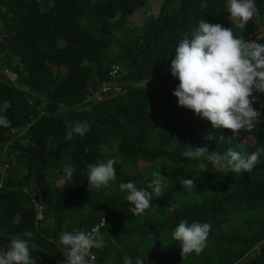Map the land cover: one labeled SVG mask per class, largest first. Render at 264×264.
I'll return each mask as SVG.
<instances>
[{
  "label": "trees",
  "instance_id": "obj_1",
  "mask_svg": "<svg viewBox=\"0 0 264 264\" xmlns=\"http://www.w3.org/2000/svg\"><path fill=\"white\" fill-rule=\"evenodd\" d=\"M254 2V16L240 28L226 0H157L156 15L139 25L128 17L148 0H0V65L17 75L8 80L0 72V104H11V126H0V252L13 238L28 239L27 230L37 264H64L59 233L96 228L106 247L91 250L94 264H123L125 255L144 264H232L241 257L264 264V153L239 174L211 163L200 173L197 161L181 157L184 145L220 153L264 148V95L254 93L253 105L262 122L234 136L178 106L172 93L179 80L170 71L177 43L201 19L264 44V0ZM112 64L119 65L117 89L86 105ZM78 120L91 130L65 140ZM206 132L224 140H206ZM247 135L253 144H242ZM108 159L116 160V180L88 187L87 165ZM138 161L147 164L141 171ZM69 164L72 179H61ZM154 171L166 187L133 215L119 183L144 188ZM193 177L195 188L179 183ZM190 219L211 230L200 254L182 258L172 232Z\"/></svg>",
  "mask_w": 264,
  "mask_h": 264
},
{
  "label": "clouds",
  "instance_id": "obj_2",
  "mask_svg": "<svg viewBox=\"0 0 264 264\" xmlns=\"http://www.w3.org/2000/svg\"><path fill=\"white\" fill-rule=\"evenodd\" d=\"M226 12L232 24L244 28L245 24L254 16V0H226ZM254 33V32H253ZM0 66H3L0 65ZM4 67V66H3ZM8 79H14L10 69ZM119 65L112 64L107 72V78L97 85L100 93L103 90L117 89L115 78ZM170 71L172 77L179 80L173 90L178 106L191 110L196 116L211 123L214 129L232 130L234 136L240 131L251 132L257 124L261 123V111L253 105L259 100V93L264 95V44L256 40H245L242 36L234 35L233 28L223 27L221 24H212L204 19L189 35H184L175 47L174 58L171 59ZM9 80V79H8ZM96 89V90H97ZM101 94L96 91L88 98L94 102L100 100ZM11 107L9 101L0 104V126L10 127L11 121L6 112ZM264 108V101H261ZM87 121L70 123L66 128L65 140L73 139L74 134L83 137L89 132ZM206 140L223 141L224 137H217L214 133L206 132ZM232 138L228 139L230 144ZM243 145L253 144L251 135L242 141ZM88 151V148H85ZM264 148H257L252 153H242L231 147L227 151H209L207 145L193 147L184 145L181 157L197 161L196 167L200 173L207 171V164L230 170L234 173L251 172L260 162V155ZM205 161L207 163H205ZM115 159L97 161L87 165L88 187H108L110 182L116 180L114 165ZM75 171L74 166L66 165L63 168L61 179L71 180ZM166 177L160 171L152 173V180L144 188H138L132 181L120 182L119 190L126 193L125 199L130 203L129 211L133 215H141L151 206L153 195L159 197L166 187ZM183 188H195V177L180 179ZM149 189L151 191H149ZM169 211H174L171 207ZM105 221V220H104ZM181 220L172 232V238L178 241L182 258L192 254H200L206 247L211 225L198 223L195 219ZM106 223V221H105ZM19 236L11 239L7 250L0 252V264H37L32 257L29 240L33 233L25 230ZM58 242L63 247L64 264H94L91 250L106 247L103 235L98 229L91 231H63L58 235ZM115 243V240L112 241ZM255 245L250 251H255ZM123 264H144V260L137 256L133 258L125 255ZM232 264H245L242 257Z\"/></svg>",
  "mask_w": 264,
  "mask_h": 264
},
{
  "label": "rangeland",
  "instance_id": "obj_3",
  "mask_svg": "<svg viewBox=\"0 0 264 264\" xmlns=\"http://www.w3.org/2000/svg\"><path fill=\"white\" fill-rule=\"evenodd\" d=\"M156 2L157 0H148V3L147 5L142 8V9H139V10H136V12H134L133 14H131L129 17H128V21L130 23H133V25H139L140 23H142L145 18H147L149 15H156L157 13V5H156ZM148 8V10L144 11V9ZM0 69L4 71L5 75L8 76L9 74L7 73V70L3 67V66H0ZM10 78H8L9 80H14L13 77L9 76ZM143 83H148V79L145 80V81H142ZM141 83V82H140ZM20 87H24L25 86L23 84H20ZM96 92L98 94H101L100 93V88H98L96 90ZM109 92H111V90H109ZM84 102H86V105H89L91 104L89 102V99L88 98H84ZM0 157H3V155H1ZM147 164L146 163H143L141 161H138L137 162V170H140L142 169L144 166H146ZM3 168V166H0V169ZM141 171V170H140Z\"/></svg>",
  "mask_w": 264,
  "mask_h": 264
}]
</instances>
